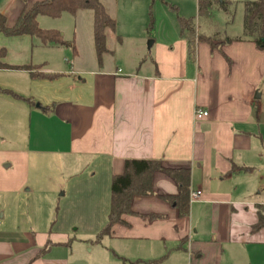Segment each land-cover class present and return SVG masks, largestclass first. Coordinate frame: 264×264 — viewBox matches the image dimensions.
<instances>
[{"label":"crops","instance_id":"obj_1","mask_svg":"<svg viewBox=\"0 0 264 264\" xmlns=\"http://www.w3.org/2000/svg\"><path fill=\"white\" fill-rule=\"evenodd\" d=\"M36 1L0 0V12L12 26ZM138 7L123 11L122 28L106 29L107 44L112 35L115 46L134 48L128 54L107 46L98 58L90 9L75 14L89 25L65 38L76 52L0 34L11 65L0 68V264H264V227L253 230L264 214V49L245 35L196 30L213 45L198 41L192 55L181 28L169 27L148 57ZM132 158L189 169L190 194L201 196L189 195L182 215L171 200L176 181L157 171L154 193L134 197L124 222L89 249L95 255L76 251L54 224L57 193L80 178L95 203H111L112 178Z\"/></svg>","mask_w":264,"mask_h":264},{"label":"trees","instance_id":"obj_2","mask_svg":"<svg viewBox=\"0 0 264 264\" xmlns=\"http://www.w3.org/2000/svg\"><path fill=\"white\" fill-rule=\"evenodd\" d=\"M245 37L253 40L257 47L264 49V0H244ZM212 0H199V14L208 15L212 7ZM227 2H223L226 8ZM90 9L94 16V43L98 58L101 59L108 51L106 29H116V19L107 11L101 0H39L28 6L18 17L12 26L7 24V19L0 12V34L7 36H17L22 34L32 35L39 38L43 44H56L72 46L76 52L74 42L67 41L64 33L58 29L43 28L39 24L40 16L52 18L60 17L64 12L77 14L78 11ZM179 24L183 36L190 43V53L195 52V45L198 41H208L213 45V39L205 35L197 34L196 24L193 18L179 17ZM196 35V36H195ZM241 39V38H240ZM230 41V39H228ZM6 54L5 48H0V68H9L11 65L5 63L3 58ZM13 68H24L33 71L34 66H17ZM35 76L53 77V74H42L33 72ZM15 96H20L8 90ZM157 171L168 173L179 187V195L171 197L172 202H176L182 215L189 211V195L191 172L187 168L171 169L166 168L161 160L152 159H126L124 171L114 175L111 186V203L107 224L100 230L97 239L100 240L112 233L113 227L117 223L124 222V215L132 212V201L136 196H147L154 193V174ZM264 227V214L259 213V220L253 226V230Z\"/></svg>","mask_w":264,"mask_h":264},{"label":"rangeland","instance_id":"obj_3","mask_svg":"<svg viewBox=\"0 0 264 264\" xmlns=\"http://www.w3.org/2000/svg\"><path fill=\"white\" fill-rule=\"evenodd\" d=\"M105 2L110 12L116 16L119 29L123 26V11L128 7L133 8V3L141 4V7L138 8L146 12L141 13L143 19L146 20L145 25H143V29L146 31L144 33L150 35L145 42L148 57L153 53V45L152 49H149L150 41L165 36L169 27L176 28L179 31V17L193 18L196 30L199 33L211 35L215 39L226 37L228 40L230 38L242 39L245 37L244 0H212L213 4L208 15L199 14V0H105ZM223 2L228 3L226 8L223 7ZM86 12L92 13L89 10ZM82 15L80 18H76L70 12H64L58 18L41 16L39 21L43 28H46L44 25H48L50 26L48 29H58L65 34L67 40H73L77 26L86 27L90 23L85 14ZM107 46L113 51L116 50L120 55L122 52L125 54L132 53L134 49L133 47H125L126 49H124L121 46H115V39L112 35ZM84 55L88 56L86 51H84ZM107 57L110 61L109 56ZM79 179L71 180L66 190L61 189L57 193L60 201L53 207L54 224L70 233L76 251L77 247H80V252L86 255H95L96 251L91 254L89 249L97 242V233L95 232L99 230L102 217L104 220V217L108 216L110 203H95L94 192L90 191L88 187L78 186L76 183ZM81 179L85 184L88 175L82 176ZM63 192L64 194H62ZM46 202L48 200L43 201V204ZM44 208L47 209V205ZM105 242L106 240H103L104 244Z\"/></svg>","mask_w":264,"mask_h":264},{"label":"built area","instance_id":"obj_4","mask_svg":"<svg viewBox=\"0 0 264 264\" xmlns=\"http://www.w3.org/2000/svg\"><path fill=\"white\" fill-rule=\"evenodd\" d=\"M195 114L197 118H203V117L208 116V111L203 110V109H196ZM201 194H202L201 190H196V191L191 192L190 194L191 200H196L198 197L201 196Z\"/></svg>","mask_w":264,"mask_h":264},{"label":"water","instance_id":"obj_5","mask_svg":"<svg viewBox=\"0 0 264 264\" xmlns=\"http://www.w3.org/2000/svg\"><path fill=\"white\" fill-rule=\"evenodd\" d=\"M152 44H153V41H150L149 42V48H151Z\"/></svg>","mask_w":264,"mask_h":264}]
</instances>
